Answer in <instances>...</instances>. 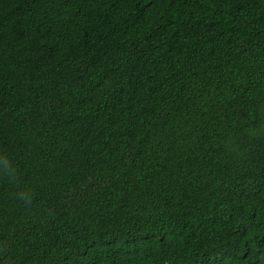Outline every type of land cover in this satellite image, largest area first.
<instances>
[{"label":"trees","instance_id":"1","mask_svg":"<svg viewBox=\"0 0 264 264\" xmlns=\"http://www.w3.org/2000/svg\"><path fill=\"white\" fill-rule=\"evenodd\" d=\"M0 264H264V0H0Z\"/></svg>","mask_w":264,"mask_h":264}]
</instances>
